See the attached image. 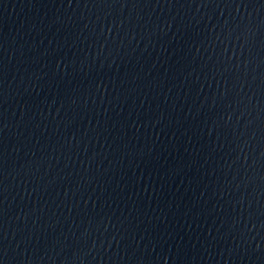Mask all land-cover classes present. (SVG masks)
<instances>
[{"label":"water","instance_id":"95a60500","mask_svg":"<svg viewBox=\"0 0 264 264\" xmlns=\"http://www.w3.org/2000/svg\"><path fill=\"white\" fill-rule=\"evenodd\" d=\"M0 264H264V0H0Z\"/></svg>","mask_w":264,"mask_h":264}]
</instances>
